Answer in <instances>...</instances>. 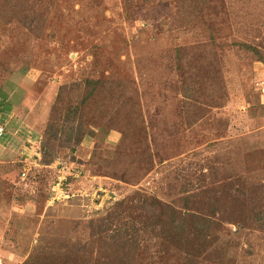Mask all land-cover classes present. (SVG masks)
I'll return each instance as SVG.
<instances>
[{
  "label": "rangeland",
  "instance_id": "1",
  "mask_svg": "<svg viewBox=\"0 0 264 264\" xmlns=\"http://www.w3.org/2000/svg\"><path fill=\"white\" fill-rule=\"evenodd\" d=\"M192 2L0 6L5 264H22L33 253L32 264H264V218L257 219L264 214V0ZM178 48L188 49L185 76ZM89 78L121 84L132 103L112 107L120 105L114 96L96 114L95 97L82 142L41 163L33 146L60 87L80 81L82 91ZM230 186L243 190L240 203ZM136 193L178 207L186 197L189 208L206 213L217 200L213 216L222 225L205 257L191 263L177 242L139 237L128 244L132 257L118 263L117 242L98 229V219L122 199L123 215L134 204L143 215Z\"/></svg>",
  "mask_w": 264,
  "mask_h": 264
},
{
  "label": "trees",
  "instance_id": "2",
  "mask_svg": "<svg viewBox=\"0 0 264 264\" xmlns=\"http://www.w3.org/2000/svg\"><path fill=\"white\" fill-rule=\"evenodd\" d=\"M10 1L14 3L17 0H0V6L5 7L7 10L10 8ZM202 1L200 3L199 0H193V2L192 0H185L188 4L192 2V4L196 3L199 6L201 4L203 6V3L207 0ZM16 5L17 3L13 6L15 7ZM189 17L192 19L194 16ZM187 50L186 48H178L176 51L177 67L180 69L182 76H185L188 72L187 70L191 69L187 68L185 71V67H183ZM107 82L105 79L89 78L85 81V90L82 91V82L80 81L60 87L56 100L51 107V113L42 140L34 143L33 146L36 152H41L42 156L39 159L41 163H51L62 150L75 149L82 142L83 137L91 131L85 123L84 113L87 108L92 110L89 104L95 97L98 99L97 105L99 106L96 114H102L107 111L105 104L109 100L112 101L111 99L114 96L120 105L112 101V107L132 103L131 100L125 98V94L121 90V84L114 82L116 84L114 86L112 83L109 84ZM206 87L208 88V86ZM190 88L195 91L193 87ZM184 93V97H190L189 92ZM119 110L117 109L116 112ZM149 154L145 156L148 161L151 159ZM137 162L141 163L139 158ZM233 190L234 188L230 186L227 192L232 197V200L240 203L243 190ZM200 192L205 193L204 191ZM208 195H210L209 192ZM134 196H136L134 198L139 200L137 205L142 209L143 215L135 208V204L129 206L128 209L130 211L123 215L125 210L124 205L121 204H124V202L128 203V201L122 199V201H118L119 203L117 202L118 204L114 210L98 219V229L117 242V249H114V251L116 250V257L114 258L117 259L118 263L127 262L132 257L128 244H135L139 237L166 241V245L167 241H175L178 243V247L185 249V259L191 260V263L197 262L199 254L205 257L206 245L215 240V235H217L219 229L217 226L222 225L214 218L216 216H213L218 212L217 208L219 207L215 205L217 200L215 202L211 201L213 210L211 213H206V211L201 209L189 208V198L186 197L182 198L184 199L182 205L180 204L178 207L171 202L160 201L155 197L146 195L142 197L139 193ZM202 206L205 208L204 204ZM140 216L139 220L134 221L135 217ZM263 218V211L260 210L257 219ZM35 258L36 255L33 253L22 264H32Z\"/></svg>",
  "mask_w": 264,
  "mask_h": 264
},
{
  "label": "built area",
  "instance_id": "3",
  "mask_svg": "<svg viewBox=\"0 0 264 264\" xmlns=\"http://www.w3.org/2000/svg\"><path fill=\"white\" fill-rule=\"evenodd\" d=\"M4 133V128L2 125H0V136ZM26 171L22 172V177L26 176ZM78 175V174H76ZM57 186L59 187L61 185V182H56ZM64 189H61V192L64 193L63 191ZM65 194V193H64ZM0 264H5L4 260L2 259V257L0 256Z\"/></svg>",
  "mask_w": 264,
  "mask_h": 264
}]
</instances>
